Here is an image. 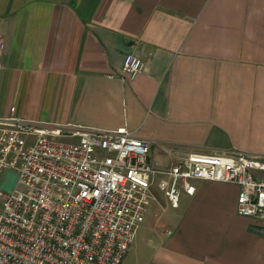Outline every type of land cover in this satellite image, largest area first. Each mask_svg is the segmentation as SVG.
<instances>
[{
    "label": "crops",
    "instance_id": "1",
    "mask_svg": "<svg viewBox=\"0 0 264 264\" xmlns=\"http://www.w3.org/2000/svg\"><path fill=\"white\" fill-rule=\"evenodd\" d=\"M0 43L2 118L124 128L163 169L264 155V0H0ZM127 54L144 63L133 80ZM237 194L196 181L173 214L145 215L122 264H264V220L238 215Z\"/></svg>",
    "mask_w": 264,
    "mask_h": 264
},
{
    "label": "built area",
    "instance_id": "2",
    "mask_svg": "<svg viewBox=\"0 0 264 264\" xmlns=\"http://www.w3.org/2000/svg\"><path fill=\"white\" fill-rule=\"evenodd\" d=\"M143 64L127 54L123 72L133 80ZM152 144L124 128L48 130L0 117V174L18 173L12 192L0 189V264H122L157 176L173 207L196 181H214L237 186L238 215L264 220V155L188 152L163 169Z\"/></svg>",
    "mask_w": 264,
    "mask_h": 264
},
{
    "label": "rangeland",
    "instance_id": "3",
    "mask_svg": "<svg viewBox=\"0 0 264 264\" xmlns=\"http://www.w3.org/2000/svg\"><path fill=\"white\" fill-rule=\"evenodd\" d=\"M60 140H62V141H77L76 138H60ZM162 177L163 176H157L156 177V183L154 185V192L152 194V197L149 199L150 206L149 207L147 206L148 215L145 214L147 217L150 216L151 218H153L157 222L162 221V219L166 215L173 214V212L177 211L176 208H178V206H179V202H178L177 207H173L172 204L166 198L164 192L161 191L157 187V182ZM165 179H168V178L165 177ZM17 180H18V173L16 171L11 170V169L4 170L0 174V189L6 193L12 192L17 185ZM181 196H182V193L180 194L179 201H180ZM157 198H159L161 200V203H162L161 206L155 202V200ZM146 216H144V218ZM144 218H143V220H144Z\"/></svg>",
    "mask_w": 264,
    "mask_h": 264
}]
</instances>
